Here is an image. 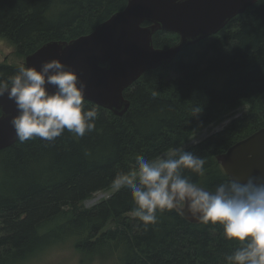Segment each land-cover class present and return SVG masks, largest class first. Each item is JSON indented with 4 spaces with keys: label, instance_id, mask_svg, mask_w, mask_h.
Returning a JSON list of instances; mask_svg holds the SVG:
<instances>
[{
    "label": "trees",
    "instance_id": "obj_1",
    "mask_svg": "<svg viewBox=\"0 0 264 264\" xmlns=\"http://www.w3.org/2000/svg\"><path fill=\"white\" fill-rule=\"evenodd\" d=\"M126 2L0 0V38L25 58L47 41L91 32ZM177 40L173 32L153 34L155 47ZM20 65L0 63V73L7 78ZM124 95L130 106L121 116L84 99L98 117L94 131L83 137L65 131L53 142L17 139L0 150V264L26 262L67 239L82 258L101 261L115 252L111 264H226L225 255L237 245L223 238L219 225L165 210L145 227L131 215L135 204L127 188L91 208L83 202L111 189L120 173H130L136 155L155 159L245 107L222 129L184 149L206 161L202 176L184 171L194 183L214 190L229 181L216 155L264 126V0L171 63L143 73ZM196 108L202 109L197 115Z\"/></svg>",
    "mask_w": 264,
    "mask_h": 264
},
{
    "label": "clouds",
    "instance_id": "obj_2",
    "mask_svg": "<svg viewBox=\"0 0 264 264\" xmlns=\"http://www.w3.org/2000/svg\"><path fill=\"white\" fill-rule=\"evenodd\" d=\"M85 87L58 59L42 62L39 70L20 65L7 78L0 73V97L6 93L15 103L17 114L10 124L21 143L34 138L53 142L65 131L77 137L94 131L98 110L86 107ZM194 111L197 115L202 109ZM205 163L183 147L152 160L136 155L134 169L117 175L113 187L130 191L135 204L131 215L145 227L157 223L158 211L187 210L204 224L221 226L223 238L235 242L236 249L224 257L226 264H264V177L229 179L206 190L183 174L188 170L202 176Z\"/></svg>",
    "mask_w": 264,
    "mask_h": 264
},
{
    "label": "water",
    "instance_id": "obj_3",
    "mask_svg": "<svg viewBox=\"0 0 264 264\" xmlns=\"http://www.w3.org/2000/svg\"><path fill=\"white\" fill-rule=\"evenodd\" d=\"M257 0H127L84 35L70 40H50L24 59V66L40 69L44 61L58 59L74 70L86 87L84 99L121 116L130 106L124 90L143 73L171 63L186 47L217 33L233 17ZM173 32L178 40L167 48L155 47L153 34ZM49 91L54 86L46 85ZM0 150L16 141L10 120L17 114L7 94L0 97ZM229 179L264 177V126L216 155ZM205 188V187H204ZM208 190L207 188H205ZM180 214L199 222L187 210Z\"/></svg>",
    "mask_w": 264,
    "mask_h": 264
},
{
    "label": "rangeland",
    "instance_id": "obj_4",
    "mask_svg": "<svg viewBox=\"0 0 264 264\" xmlns=\"http://www.w3.org/2000/svg\"><path fill=\"white\" fill-rule=\"evenodd\" d=\"M24 59V57L18 56L16 54L15 47L12 44H10L3 38H0V63L24 64ZM244 108L245 107L238 108L235 115L233 116H237V114L241 113ZM233 116L226 117L225 120L219 123H213L206 126L202 130L198 131L194 136H192L187 142L177 148L183 147L185 149L189 145L196 144L202 141L208 135L222 129ZM171 150L164 152L160 156L166 155ZM115 190L116 189L112 187L107 191L96 192L90 198L86 199L83 202V206L85 208H91L92 206L98 204L101 200L106 199ZM94 199L96 200L92 202V200ZM112 225L113 223L109 224V226ZM114 253L110 257H108V259L105 258L106 260L102 258L101 261L98 256L94 255L93 259L91 258V260L90 257L86 255L83 256V258L85 259L83 261L82 251L76 247L75 242L72 239H67L58 244L48 246L36 256L31 257L26 262L20 264H111L113 261H115ZM105 254L106 252L102 253L100 256L103 257Z\"/></svg>",
    "mask_w": 264,
    "mask_h": 264
},
{
    "label": "bare ground",
    "instance_id": "obj_5",
    "mask_svg": "<svg viewBox=\"0 0 264 264\" xmlns=\"http://www.w3.org/2000/svg\"><path fill=\"white\" fill-rule=\"evenodd\" d=\"M96 199L92 200V202H94Z\"/></svg>",
    "mask_w": 264,
    "mask_h": 264
}]
</instances>
